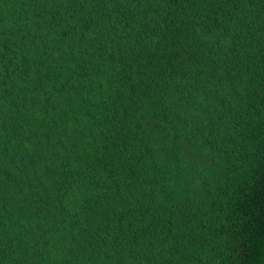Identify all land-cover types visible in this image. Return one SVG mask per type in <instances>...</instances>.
Segmentation results:
<instances>
[{"label": "trees", "instance_id": "obj_1", "mask_svg": "<svg viewBox=\"0 0 264 264\" xmlns=\"http://www.w3.org/2000/svg\"><path fill=\"white\" fill-rule=\"evenodd\" d=\"M0 264H264V0H0Z\"/></svg>", "mask_w": 264, "mask_h": 264}]
</instances>
